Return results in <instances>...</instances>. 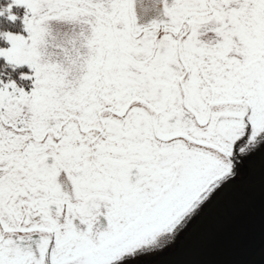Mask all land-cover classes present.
<instances>
[{"label":"snow or ice","instance_id":"6c2138e0","mask_svg":"<svg viewBox=\"0 0 264 264\" xmlns=\"http://www.w3.org/2000/svg\"><path fill=\"white\" fill-rule=\"evenodd\" d=\"M264 153V0H0V264L162 250Z\"/></svg>","mask_w":264,"mask_h":264},{"label":"water","instance_id":"95a60500","mask_svg":"<svg viewBox=\"0 0 264 264\" xmlns=\"http://www.w3.org/2000/svg\"><path fill=\"white\" fill-rule=\"evenodd\" d=\"M178 233L139 264H264V153L245 159Z\"/></svg>","mask_w":264,"mask_h":264},{"label":"flooded vegetation","instance_id":"af4514ba","mask_svg":"<svg viewBox=\"0 0 264 264\" xmlns=\"http://www.w3.org/2000/svg\"><path fill=\"white\" fill-rule=\"evenodd\" d=\"M158 251L147 253V254H145L143 256H139L138 255L137 258L134 261H129V262H127V264H139L140 262L144 261L145 259H147L148 257L152 256L153 254H155Z\"/></svg>","mask_w":264,"mask_h":264}]
</instances>
